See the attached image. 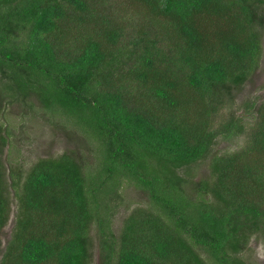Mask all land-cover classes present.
I'll use <instances>...</instances> for the list:
<instances>
[{
  "label": "trees",
  "instance_id": "obj_1",
  "mask_svg": "<svg viewBox=\"0 0 264 264\" xmlns=\"http://www.w3.org/2000/svg\"><path fill=\"white\" fill-rule=\"evenodd\" d=\"M257 23L264 0H0L6 96L35 95L71 119L96 159L66 151L16 174L0 264H90L93 224L102 264H249L241 251L264 235V101L242 148L213 149L246 133L230 107L262 54ZM2 142L0 232L10 213ZM207 156L212 179L181 173ZM125 180L148 206L117 233Z\"/></svg>",
  "mask_w": 264,
  "mask_h": 264
},
{
  "label": "rangeland",
  "instance_id": "obj_2",
  "mask_svg": "<svg viewBox=\"0 0 264 264\" xmlns=\"http://www.w3.org/2000/svg\"><path fill=\"white\" fill-rule=\"evenodd\" d=\"M257 24L262 38V54L252 75L243 84L233 87L232 93L236 100L234 106L230 107L238 115L244 117L246 133L239 134L229 140L223 139L221 136L213 149L218 153L234 152L245 145L248 139L247 134L256 124L258 107L264 101V25ZM1 78L6 83H9V78L0 75V125L2 127L0 135L6 138V142H2L1 158L4 171L7 174L6 195L10 198V213L7 224L0 232V258L7 243L12 239L16 214L19 211V203L15 195L16 187L13 186L14 181H19L16 174L20 170L22 172L28 170L41 157L58 156L66 151L81 154L84 158L88 157L90 162L96 160L88 154L86 133L76 126L71 119H67L61 113H53L47 110L35 95L23 99L18 98V96L8 98L6 96L9 92L8 87L3 84ZM249 101L256 102L251 109L243 106ZM211 158V156H207L198 162L183 167L180 171L190 181L212 179ZM88 163L85 160V164ZM189 186L190 188L187 190L193 193L195 188L193 182ZM121 195L123 201H120V206L113 218V228L117 233L121 230L125 218L134 209L148 206L147 195L129 181H124ZM90 237L92 240L90 264H102L103 253L95 224L90 228ZM240 255L249 264H264V235L259 232L251 234Z\"/></svg>",
  "mask_w": 264,
  "mask_h": 264
}]
</instances>
